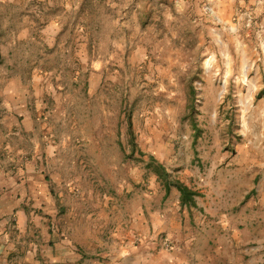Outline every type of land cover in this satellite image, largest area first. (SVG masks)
Returning <instances> with one entry per match:
<instances>
[{"label": "rangeland", "instance_id": "obj_1", "mask_svg": "<svg viewBox=\"0 0 264 264\" xmlns=\"http://www.w3.org/2000/svg\"><path fill=\"white\" fill-rule=\"evenodd\" d=\"M20 97L39 140L16 142L71 184L65 233L104 245L128 199L264 166V0H0V119Z\"/></svg>", "mask_w": 264, "mask_h": 264}, {"label": "crops", "instance_id": "obj_2", "mask_svg": "<svg viewBox=\"0 0 264 264\" xmlns=\"http://www.w3.org/2000/svg\"><path fill=\"white\" fill-rule=\"evenodd\" d=\"M11 100L19 117L0 119V264H264V166H208L193 205L171 187L160 210L130 219L128 199L104 245L97 233L66 234L71 184L38 142H16L39 136L27 103Z\"/></svg>", "mask_w": 264, "mask_h": 264}, {"label": "trees", "instance_id": "obj_3", "mask_svg": "<svg viewBox=\"0 0 264 264\" xmlns=\"http://www.w3.org/2000/svg\"><path fill=\"white\" fill-rule=\"evenodd\" d=\"M163 175L166 180H169V173L167 170H163ZM172 183L167 181L165 184L166 189H169L171 187ZM178 190L180 191L181 201L183 204L193 205L195 203V196L197 195V192L190 189L188 186H186L181 181H176L174 184Z\"/></svg>", "mask_w": 264, "mask_h": 264}, {"label": "built area", "instance_id": "obj_4", "mask_svg": "<svg viewBox=\"0 0 264 264\" xmlns=\"http://www.w3.org/2000/svg\"><path fill=\"white\" fill-rule=\"evenodd\" d=\"M165 247H166V248H170L171 245H170L168 242H165Z\"/></svg>", "mask_w": 264, "mask_h": 264}]
</instances>
